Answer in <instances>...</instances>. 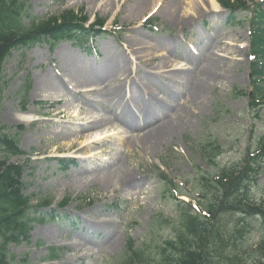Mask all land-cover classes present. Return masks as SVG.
Instances as JSON below:
<instances>
[{
    "label": "rangeland",
    "instance_id": "rangeland-1",
    "mask_svg": "<svg viewBox=\"0 0 264 264\" xmlns=\"http://www.w3.org/2000/svg\"><path fill=\"white\" fill-rule=\"evenodd\" d=\"M110 1L24 0L31 17L43 19L58 17L68 11H82V16L87 18L86 25L104 20L106 33L93 40L88 50L74 48L66 42L58 43L52 51L41 45L28 51L13 52L3 65L6 87L0 102V126L8 128L11 135L20 132L19 148L25 154L12 157L10 163L24 166V193L34 197L32 203L47 200L49 204L43 210L54 217L64 218V221L56 218L43 224L34 223L29 243L9 245L14 259L8 264H123L130 241L140 250L151 241L160 242L174 235L175 229L171 224L178 217L171 202L173 183L180 192L196 195L195 181L201 173L212 177L222 167L240 166L248 160L249 154L256 151L259 140L264 136V105L256 114L250 110L247 98L234 95L235 89H249V27L255 12L264 7L261 0H254L239 10L236 23L228 22L229 12L221 7L222 12L217 14L202 10L196 12L182 28L165 18L161 10L136 12L129 16L126 5L120 6L128 0H119V3L115 0L114 4ZM193 1L198 3V0ZM199 1L205 9L210 7L208 0ZM187 2L182 0L183 8ZM147 19H155L153 29L143 25ZM133 29L138 31L136 37L147 49L140 50V46L129 48L126 43L128 31ZM215 41L231 46L226 47L228 51L225 47L214 48ZM145 54L148 58H156L152 63L144 64L137 58ZM118 56L119 60L115 59ZM216 59L220 60L216 73L224 74L222 82L209 86L199 101H193L189 96L190 89L185 85L184 74L193 69L202 71L207 60L213 62ZM163 60L174 67H181L182 70L176 72H181L180 76L169 75L162 69L159 63ZM118 61H123L127 73L125 70L117 71ZM99 70L109 71L116 86L124 90L122 96L116 97L111 110L116 115L125 109V100L136 76L163 72L165 77L162 79L165 91L157 92V96L163 106L170 108L166 118L173 115L175 132L155 150L149 151L139 145L122 151L118 140L123 141L125 135L117 133L119 130L124 132L126 128L113 122L111 111L104 113L103 109H92L95 116L108 117L107 122L96 130L97 136L103 134L102 139L89 148L94 162H105L117 155L119 164L127 167L138 179L139 186L133 189L125 190L121 186L106 192L98 182L87 187L78 182L86 163L85 158L78 159L77 156L85 157V149H67L77 133L66 139L56 134L67 130L71 124L77 126L86 120L85 116L81 114L82 120L78 121L66 117L67 114L55 115L54 111L63 113L68 107L72 113L74 110L83 111L84 106L74 102L73 96L67 98L66 95L59 102L54 92L36 90L38 83L47 75L62 79L73 90L75 84L67 74L81 78ZM56 83L60 96L65 94L61 81ZM87 90L86 87L80 89L82 92ZM130 109L136 115L141 111L134 106ZM144 110L150 112L152 108ZM172 110L178 112L177 117ZM10 111L31 114L32 123L25 125L13 121L5 116ZM106 134L112 136L104 138ZM80 142L77 141L76 147ZM113 149H119L118 153L111 152ZM205 152L215 158H206ZM56 158L73 159L75 163L64 172ZM164 179L173 182L165 192L162 190ZM252 195L257 201H264V168L257 177ZM65 200H68L67 205L60 208ZM233 216H220L223 217L220 238L227 246L223 254H228L229 248L236 243L231 238L235 225ZM89 221L93 225L108 223L116 244L111 246L101 231L93 229L87 234L85 222ZM82 237L91 248L88 253L84 247L77 246L83 244H71L73 240L81 242ZM258 240V236H251L248 243L254 246ZM51 248L58 249L55 259L49 257Z\"/></svg>",
    "mask_w": 264,
    "mask_h": 264
},
{
    "label": "trees",
    "instance_id": "trees-1",
    "mask_svg": "<svg viewBox=\"0 0 264 264\" xmlns=\"http://www.w3.org/2000/svg\"><path fill=\"white\" fill-rule=\"evenodd\" d=\"M253 1L218 0V3L229 12L228 22L233 24L238 21L237 12ZM261 2L264 5V0ZM251 19L249 89H235L234 95L247 98L250 110L257 114L264 105V7H260ZM86 21L82 11L38 19L29 15L24 0H0V102L6 87L3 65L13 52L28 51L41 45L52 51L60 42L88 50L90 43L104 36L106 31L104 20H95L91 25H86ZM154 22L155 19H148L143 25L153 29ZM19 133L11 135L8 128L0 126V264H8L14 259L9 245L29 243L34 223L43 224L56 218L64 221L62 216L54 217L43 210L49 204L47 200L33 204L34 197L24 193L25 168L10 163L12 157L25 155L19 148ZM204 155L210 160L215 158L207 152ZM55 161L64 172L75 163L67 158H56ZM263 168L264 136L256 151L240 166L222 167L212 177L200 172L195 181L196 195L180 192L176 184L164 179V192L171 183L174 187L170 191L178 217L171 224L174 235L160 242L151 241L140 250L130 241L123 264H264V201H257L252 195ZM67 203L65 200L59 207L64 208ZM222 215H234L235 218L231 238L236 243L229 248L228 254H223L227 246L220 238ZM251 236L259 237L254 246L248 243ZM50 252L49 257L55 259L58 249L51 248Z\"/></svg>",
    "mask_w": 264,
    "mask_h": 264
},
{
    "label": "bare ground",
    "instance_id": "bare-ground-1",
    "mask_svg": "<svg viewBox=\"0 0 264 264\" xmlns=\"http://www.w3.org/2000/svg\"><path fill=\"white\" fill-rule=\"evenodd\" d=\"M83 0H79L82 2ZM86 1V0H84ZM90 3H95L101 0H88ZM210 7L204 8L201 1L198 0V3H195L193 0H188L185 4L186 7L183 8L182 0H128L127 3H123L120 6H125V9L134 16L136 12H157L161 10V14L168 18L171 22L179 24L181 28L185 26L186 22L190 19V17H194V14L198 11H204L207 13L217 14L222 12L221 7L217 3L216 0H208ZM111 4L115 3V0L110 1ZM119 3V0H117ZM131 5V6H130ZM129 18V17H128ZM136 29L128 31V38L126 43L129 45V48L132 50L135 46H140V50L147 49L146 45H143L139 42L136 37ZM231 46L229 43L215 41L214 48L225 47L227 50V46ZM228 51V50H227ZM214 55V53H212ZM115 57V59H118ZM145 54L137 59L140 62H144L147 64L148 62L152 63L156 57H150ZM119 60V59H118ZM120 66L116 65L118 68L117 71L123 72L125 70L123 61H118ZM217 63L220 64V60L216 59L213 62H209L208 60L205 62V68L202 71H196L193 69L191 71L186 72L184 74L185 85L190 89L189 96L193 99V101H199L201 97H203L206 89L209 86H216L223 80L224 74H217L216 69ZM161 68L167 70L169 75H173L175 77H179L180 73H176L181 71V67H174L167 62L166 60L160 61L159 63ZM219 71V69L217 70ZM124 73H127L125 70ZM109 71L99 70L96 73H89L80 77H75L72 74H67V76L73 81L75 86L72 88H68V84H66L62 79H58L61 81V85L65 88V94H60L57 92V81L51 75H47L44 79L38 83L36 90L39 92L43 91H52L56 94L57 101L60 102V98L66 97L70 98L73 96L76 103H80L84 106L83 111L74 110L70 113V109L67 107L65 111L62 113L59 110H55V115H63L67 114L66 117H72L77 119L78 121L82 120L81 114H84L85 121L79 123L77 126L75 124H71L65 129V131L57 132V136L66 139L70 136H73V133H77L76 139L67 146V149L73 150L76 148V151H80L85 149V157L82 155L77 156V158H85L86 165L82 168V177L79 178L78 182L80 184L86 186H93L97 182L100 183L101 187L104 191L108 192L109 190L119 189L121 186L125 187V190L133 189L139 186L138 179L134 177V174L130 173L127 167H123L121 163L117 159V155L111 156L107 161L95 163L92 158L91 151L89 148L93 145L98 144L97 141L102 139V135L97 136L96 130L103 123L107 122L108 117L105 115L95 116L93 114L92 109H103L104 113H111L116 97L122 96L123 89L116 86V81L111 78ZM137 75V73H136ZM163 72H156L154 75L152 74H142L139 78L136 76L132 80V87L129 92L130 95L128 99L125 100V109L121 111L119 114H115L112 112L111 114L114 116L115 123H119L126 128L124 132L118 131L117 134L125 135L123 141L118 143L120 144L122 151L123 149L131 150L136 146H143L146 150L152 151L160 147L165 140L169 139L172 134L175 132L174 128V120L173 115H170L166 118L167 111L169 109L163 106L158 100L157 92L165 91V86L163 83ZM176 82V81H174ZM141 86V87H140ZM88 88L87 91H80L81 88ZM143 87V88H142ZM47 92V91H46ZM83 93V94H80ZM103 98V100H98ZM72 98V97H71ZM176 100V99H174ZM124 104V101H122ZM173 105V104H172ZM139 107L140 112L136 115L130 107ZM147 107L152 108V111L144 110ZM111 111V112H109ZM79 112L80 114H77ZM176 117L178 116V112L176 110H172ZM143 113V115H141ZM6 117L11 118L13 121L18 123H23L28 125L32 123L33 117L29 113H20L16 111H10L5 114ZM74 126V127H73ZM111 132V131H109ZM137 132V133H136ZM136 133V134H135ZM95 134V135H94ZM112 135L106 134L105 137H110ZM77 141H81L80 145L76 147ZM119 149H113L111 152L114 154L118 153ZM91 166L88 167V165ZM76 184V183H75ZM86 233L88 234L93 229L97 231L103 232L104 236L110 240L109 244L114 246L116 244V239L112 238L113 231H111V227L108 223H93L91 221L85 222ZM75 242H79L77 245L78 248L84 247L86 253L90 252L91 248L86 245L85 237L81 238V242L77 240L71 241V244Z\"/></svg>",
    "mask_w": 264,
    "mask_h": 264
}]
</instances>
